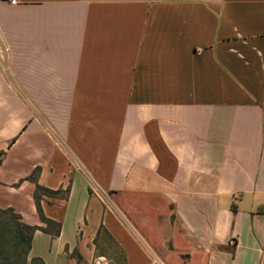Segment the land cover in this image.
I'll list each match as a JSON object with an SVG mask.
<instances>
[{
    "label": "crops",
    "instance_id": "crops-1",
    "mask_svg": "<svg viewBox=\"0 0 264 264\" xmlns=\"http://www.w3.org/2000/svg\"><path fill=\"white\" fill-rule=\"evenodd\" d=\"M0 156L29 261L264 264V0H0Z\"/></svg>",
    "mask_w": 264,
    "mask_h": 264
},
{
    "label": "trees",
    "instance_id": "trees-1",
    "mask_svg": "<svg viewBox=\"0 0 264 264\" xmlns=\"http://www.w3.org/2000/svg\"><path fill=\"white\" fill-rule=\"evenodd\" d=\"M30 178L35 179V176L32 175ZM68 192L69 187L62 193L61 190H52L36 184L34 198L39 216L45 223L43 226L26 223L12 208H0V264H43L39 258H33L30 261L28 259L33 234L36 229H42L51 233L52 236H57L61 230V223L43 214L41 199L46 195L67 197Z\"/></svg>",
    "mask_w": 264,
    "mask_h": 264
},
{
    "label": "rangeland",
    "instance_id": "rangeland-1",
    "mask_svg": "<svg viewBox=\"0 0 264 264\" xmlns=\"http://www.w3.org/2000/svg\"><path fill=\"white\" fill-rule=\"evenodd\" d=\"M105 247H106L105 248L106 252L108 254L107 258L105 259L106 264H123V259L121 257L119 250H117L110 243H107Z\"/></svg>",
    "mask_w": 264,
    "mask_h": 264
},
{
    "label": "built area",
    "instance_id": "built-area-1",
    "mask_svg": "<svg viewBox=\"0 0 264 264\" xmlns=\"http://www.w3.org/2000/svg\"><path fill=\"white\" fill-rule=\"evenodd\" d=\"M9 2L11 4H14L15 3V0H9ZM93 264H103V263H102V261L100 259H95L94 262H93Z\"/></svg>",
    "mask_w": 264,
    "mask_h": 264
}]
</instances>
